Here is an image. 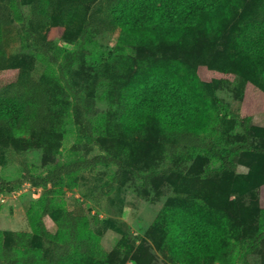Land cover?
<instances>
[{"label":"rangeland","instance_id":"rangeland-1","mask_svg":"<svg viewBox=\"0 0 264 264\" xmlns=\"http://www.w3.org/2000/svg\"><path fill=\"white\" fill-rule=\"evenodd\" d=\"M0 2L13 18L7 44L17 62L12 72L30 71L48 84L53 117L51 128L40 137L0 136V183L22 179L25 163L42 173L57 162L100 153L130 166L121 172L118 164H100L55 187L23 181L0 194L3 241H13V232H33L48 209H83L80 235L95 238L111 264H184L166 242V209L173 202L197 200L227 215L236 242L231 264H264V151L252 149H264V89L252 70L235 63L223 71L234 62L228 50L234 27L259 0H245L218 39L201 35L192 48L163 44L154 49L126 42L119 31L102 23L104 0L88 3L76 27L52 23L42 31L32 22L33 0ZM109 52L134 62L178 58L194 64L225 102L222 113L228 112L219 135L210 139V149L169 151L174 141L154 127L135 141L116 132L112 119L136 67L126 74L113 72L103 62ZM238 143L248 147L230 157L235 167L227 169L214 149L226 154ZM43 219L46 232L36 230L32 241L46 248L50 235L60 237L62 231L52 213ZM202 264L223 263L209 259Z\"/></svg>","mask_w":264,"mask_h":264},{"label":"trees","instance_id":"trees-1","mask_svg":"<svg viewBox=\"0 0 264 264\" xmlns=\"http://www.w3.org/2000/svg\"><path fill=\"white\" fill-rule=\"evenodd\" d=\"M92 1L33 0V25L36 31L52 23L76 27L81 23L86 5ZM244 1L104 0L105 10L100 19L112 31H119L120 39L137 46L154 49L172 44L192 48L201 35L220 38ZM12 23L9 9L0 2V136L8 140L23 136L37 138L52 126V95L48 84L32 72H12L17 68L16 57L7 47ZM231 38L232 49L228 50L234 62L225 64L223 71L235 63L252 70L264 89V0H259L245 14L234 27ZM103 62L118 74L129 73L136 67L131 80L121 90L112 119L116 132L135 141L154 127L174 141L169 144V151L210 149V139L219 135L220 124L228 112L222 113V109H226L225 102L216 94L215 86L209 87L194 64L178 58H147L134 62L131 57L114 52H109ZM244 121L247 118H243ZM245 147L248 145L238 143L226 154L214 149V156L232 170L235 164L230 157ZM112 163L118 164L121 172L130 168L108 153L57 162L42 173H35L25 163L24 177L14 181L2 179L0 194L17 189L23 181L45 188L55 187L82 170ZM169 205L166 242L179 262L202 264L204 260L217 259L223 264L232 263L236 242L231 239L227 215L197 200ZM83 211L48 209L38 217L35 233L13 232L11 242L3 241L0 231V264H111L95 238L80 235L86 218ZM46 213L55 216L62 234L60 237L50 235L52 241L44 248L35 245L32 238L38 235L36 230L46 232L43 219Z\"/></svg>","mask_w":264,"mask_h":264}]
</instances>
